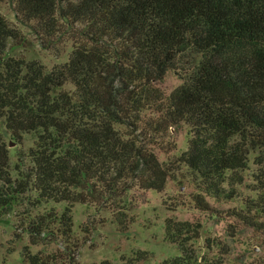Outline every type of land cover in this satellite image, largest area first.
Here are the masks:
<instances>
[{"label":"trees","instance_id":"obj_1","mask_svg":"<svg viewBox=\"0 0 264 264\" xmlns=\"http://www.w3.org/2000/svg\"><path fill=\"white\" fill-rule=\"evenodd\" d=\"M11 1L44 49L59 54L71 43L72 50L50 70L9 56V41L27 47L30 40L0 13V122L21 142L34 135L14 165L0 141V219L25 204L17 228L33 244L61 242L74 262L81 246L74 204L111 210L124 233L134 221L130 190L162 191L184 166L195 186L191 201L212 211L209 198L239 195L254 156L257 197L230 216L264 234V0ZM169 70L182 83L166 93L159 83ZM182 124L192 134L188 149L161 161L155 146H169L171 129ZM49 201L68 206L29 210ZM164 228L180 255L163 264H224L223 254L208 258L194 248L200 221L169 217ZM23 258L57 262L28 247Z\"/></svg>","mask_w":264,"mask_h":264},{"label":"rangeland","instance_id":"obj_2","mask_svg":"<svg viewBox=\"0 0 264 264\" xmlns=\"http://www.w3.org/2000/svg\"><path fill=\"white\" fill-rule=\"evenodd\" d=\"M0 13L10 23L19 28L30 40L27 47L8 43L9 56H24L26 60H39L47 70L55 65L68 61L72 44L69 43L57 54L44 49L39 40L32 34L31 28L20 23L14 12L11 0H0ZM182 83L175 70H169L160 87L170 93ZM192 134L187 124L171 129V143L164 148L155 146V152L161 161H169L179 156L189 147ZM33 134H25L23 142L13 138L0 122V141L12 152V164L17 160L19 150H26L32 145ZM173 143V144H172ZM175 146L171 150L172 146ZM161 146V145H160ZM167 147V149H166ZM251 156L250 168L244 174L243 184L239 185V195L223 202L209 198L212 211H200L190 199L195 191L194 184L189 180L186 167L182 166L164 190H130L128 199L132 202L129 216L133 217L126 232H120L112 222V211L95 205L76 203L72 206L74 234L81 243L79 253L72 262L65 253L61 242L31 243L30 236L21 231L24 213L28 210L25 204H17L11 212L0 219V264H27L23 254L28 247L32 254L52 255L57 257L56 263L50 264H163L167 259L180 255L177 244L165 239V220L169 217L177 220L200 221L202 232L193 246L199 255L213 258L223 254L224 264H257L264 261V234L249 227L240 220L230 216L233 209H241L247 198L257 197L256 173L258 166ZM14 176L16 172H13ZM68 203L49 201L32 210L33 214L55 211L61 213ZM89 231L87 232V228ZM221 243L209 250L208 242ZM146 251L148 260L135 262L136 253Z\"/></svg>","mask_w":264,"mask_h":264}]
</instances>
